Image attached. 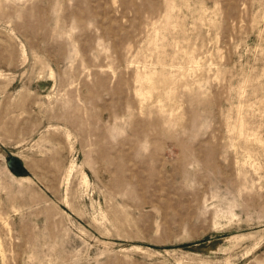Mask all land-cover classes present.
Segmentation results:
<instances>
[{"label":"rangeland","instance_id":"1","mask_svg":"<svg viewBox=\"0 0 264 264\" xmlns=\"http://www.w3.org/2000/svg\"><path fill=\"white\" fill-rule=\"evenodd\" d=\"M0 264H264V0H0Z\"/></svg>","mask_w":264,"mask_h":264}]
</instances>
